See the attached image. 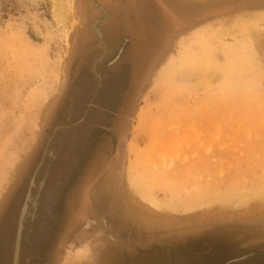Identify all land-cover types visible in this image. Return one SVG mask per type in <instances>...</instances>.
Wrapping results in <instances>:
<instances>
[{"label":"rangeland","instance_id":"1","mask_svg":"<svg viewBox=\"0 0 264 264\" xmlns=\"http://www.w3.org/2000/svg\"><path fill=\"white\" fill-rule=\"evenodd\" d=\"M95 1L68 0L64 30L53 0H0L5 258L73 50L76 62L91 41ZM120 11L128 59L149 65V75L136 92L117 187L91 191L97 224L81 228L77 245L72 235L54 240L67 246L60 264L81 246L86 255L74 264H264V0H126ZM184 54L192 60L181 65ZM68 181L44 200L48 235L71 221L79 191Z\"/></svg>","mask_w":264,"mask_h":264},{"label":"flooded vegetation","instance_id":"2","mask_svg":"<svg viewBox=\"0 0 264 264\" xmlns=\"http://www.w3.org/2000/svg\"><path fill=\"white\" fill-rule=\"evenodd\" d=\"M125 1L98 0L94 3L98 16L91 20V41L80 47L76 62L73 50L67 82L49 116L48 135L36 173L30 177V190L24 194L12 242L6 246V258L4 249L0 250V264H14L19 231L16 264H60L59 257L65 256L67 246L55 248L54 240L61 241L72 235L70 243L75 245L83 235L82 227L89 231L97 224L90 212L91 191L101 185L117 187L119 164L126 153L128 124L136 112V92L149 75V65L138 67L128 59L132 38L116 22ZM114 22L116 28L112 27ZM73 176L76 179L70 180ZM66 180L76 188L74 192L79 191V197L67 229L59 224L56 231L60 234L51 236L47 234L51 213L44 200L47 195H58L60 182ZM25 206L27 214L20 219ZM88 218L90 222L86 228ZM81 220L83 223L79 225Z\"/></svg>","mask_w":264,"mask_h":264},{"label":"bare ground","instance_id":"3","mask_svg":"<svg viewBox=\"0 0 264 264\" xmlns=\"http://www.w3.org/2000/svg\"><path fill=\"white\" fill-rule=\"evenodd\" d=\"M67 1L68 0H53V15H54V17H55V19L57 20V22L60 24V26L64 29V30H67L70 26H71V23H70V20H69V17H68V14H67ZM207 36H208V34H205V33H201L200 34V36H199V38L201 39H206L207 38ZM205 50V49H204ZM192 60V55H186V54H184V55H181L180 56V60H179V63L181 64V65H183V64H188L190 61ZM175 63V62H174ZM68 110V109H67ZM68 112V111H67ZM62 113V112H61ZM141 115H145V113L144 112H139V114H138V116H141ZM74 116H75V114H74ZM62 116H60V118H61ZM59 118V120H61ZM64 120H65V118H64ZM63 120V121H64ZM59 123H61L60 121H59ZM64 124H66V123H64ZM68 125V124H67ZM75 125V124H74ZM69 126V125H68ZM63 127V126H62ZM70 128H72V126L70 127ZM62 129V128H61ZM68 129V128H67ZM62 130H64V129H62ZM55 132V131H54ZM55 136V135H54ZM52 138V137H51ZM58 139V138H57ZM53 142V141H52ZM50 143V142H49ZM63 145V144H62ZM133 145H134V143H133ZM133 145H132V148H133ZM52 148V147H51ZM49 150H50V147L48 148ZM59 149V148H58ZM79 150V149H78ZM46 151V150H45ZM76 152V151H75ZM81 152V151H80ZM57 153V152H56ZM59 153V152H58ZM132 155H135L136 156V152H135V150H134V148L133 149H131V152H130ZM58 156H60V154L58 155ZM62 161V160H61ZM67 162V161H66ZM69 164H70V162H69ZM68 165V164H67ZM52 166V165H51ZM39 167V166H38ZM45 169V168H44ZM34 176V175H33ZM59 179V178H58ZM37 182H38V180H37ZM30 190V189H29ZM37 191V190H36ZM56 191V190H55ZM34 195V194H33ZM30 194H28V196H27V199H29L30 197ZM25 197V196H24ZM36 200V199H35ZM148 200H149V207L150 208H152L153 210H156V208H159L160 206H159V204H157L154 200H153V198L152 197H149L148 198ZM22 205V204H21ZM28 205V204H27ZM21 208V207H20ZM31 209V208H30ZM32 211H33V209H32ZM20 212V211H19ZM25 213H26V206L23 208V213H22V216L21 217H23L24 215H25ZM27 214V213H26ZM42 216V215H41ZM27 217V216H26ZM39 217V216H38ZM18 218V217H17ZM24 218V217H23ZM22 219V218H21ZM27 220V219H26ZM21 221V220H20ZM87 222H90L89 220L87 221ZM29 223V222H28ZM28 225V224H27ZM86 225H87V223H86ZM23 226V225H22ZM25 226V225H24ZM23 226V227H24ZM30 226V225H29ZM28 230V229H27ZM25 233V232H24ZM25 235V234H24ZM33 236V235H32ZM20 239V238H19ZM14 240V239H13ZM12 247V246H11ZM19 247V246H18ZM87 247V246H86ZM86 247L85 246H81V247H78L77 249H76V251H71V252H69V259H68V262H67V264H74L75 262H77L78 261V259L80 260V258L81 257H83V255H86L85 254V250H86ZM76 248V247H75ZM19 249V248H18ZM14 251V250H13Z\"/></svg>","mask_w":264,"mask_h":264},{"label":"water","instance_id":"4","mask_svg":"<svg viewBox=\"0 0 264 264\" xmlns=\"http://www.w3.org/2000/svg\"><path fill=\"white\" fill-rule=\"evenodd\" d=\"M22 213H23V210H22V212H21V216H22ZM21 216H20V219L22 218ZM103 225L105 226V228H108V229H109V226H108L106 220H103ZM20 226H21V225L19 224V227H20ZM19 235H20V231L18 232L17 240H16L17 242H16V247H15V250H16V251H15V260H14V264H16L17 248H18ZM245 257H246V255H245V256H242V257H239L238 260H244Z\"/></svg>","mask_w":264,"mask_h":264},{"label":"crops","instance_id":"5","mask_svg":"<svg viewBox=\"0 0 264 264\" xmlns=\"http://www.w3.org/2000/svg\"><path fill=\"white\" fill-rule=\"evenodd\" d=\"M126 151H127V148H126Z\"/></svg>","mask_w":264,"mask_h":264}]
</instances>
